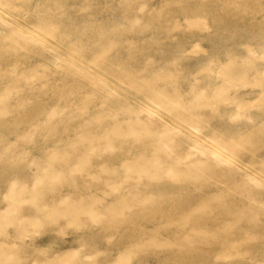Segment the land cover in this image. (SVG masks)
Here are the masks:
<instances>
[{"label":"rangeland","instance_id":"obj_1","mask_svg":"<svg viewBox=\"0 0 264 264\" xmlns=\"http://www.w3.org/2000/svg\"><path fill=\"white\" fill-rule=\"evenodd\" d=\"M0 264H264V0H0Z\"/></svg>","mask_w":264,"mask_h":264},{"label":"bare ground","instance_id":"obj_2","mask_svg":"<svg viewBox=\"0 0 264 264\" xmlns=\"http://www.w3.org/2000/svg\"><path fill=\"white\" fill-rule=\"evenodd\" d=\"M194 129H196V128H194ZM216 160H218L220 157L218 156V155H216L215 153H214V156H213ZM221 159V158H220Z\"/></svg>","mask_w":264,"mask_h":264}]
</instances>
